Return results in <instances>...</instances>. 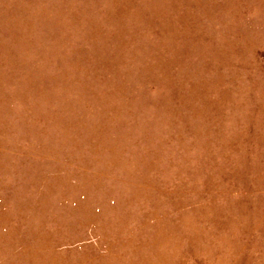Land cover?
I'll list each match as a JSON object with an SVG mask.
<instances>
[{
	"label": "rangeland",
	"instance_id": "rangeland-1",
	"mask_svg": "<svg viewBox=\"0 0 264 264\" xmlns=\"http://www.w3.org/2000/svg\"><path fill=\"white\" fill-rule=\"evenodd\" d=\"M0 264H264V0H0Z\"/></svg>",
	"mask_w": 264,
	"mask_h": 264
}]
</instances>
